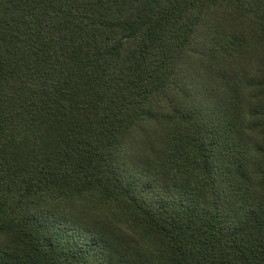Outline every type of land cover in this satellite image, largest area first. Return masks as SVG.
<instances>
[{
	"label": "trees",
	"instance_id": "obj_1",
	"mask_svg": "<svg viewBox=\"0 0 264 264\" xmlns=\"http://www.w3.org/2000/svg\"><path fill=\"white\" fill-rule=\"evenodd\" d=\"M264 264V0H0V264Z\"/></svg>",
	"mask_w": 264,
	"mask_h": 264
},
{
	"label": "snow or ice",
	"instance_id": "obj_2",
	"mask_svg": "<svg viewBox=\"0 0 264 264\" xmlns=\"http://www.w3.org/2000/svg\"><path fill=\"white\" fill-rule=\"evenodd\" d=\"M94 264H110V256L105 255L104 251L101 250L95 257H94ZM126 264V262H124Z\"/></svg>",
	"mask_w": 264,
	"mask_h": 264
}]
</instances>
